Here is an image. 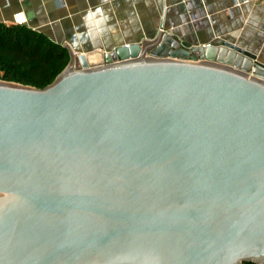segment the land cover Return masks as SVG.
Masks as SVG:
<instances>
[{"label":"water","instance_id":"1","mask_svg":"<svg viewBox=\"0 0 264 264\" xmlns=\"http://www.w3.org/2000/svg\"><path fill=\"white\" fill-rule=\"evenodd\" d=\"M69 53L42 88L0 80V264H264L255 54L163 29Z\"/></svg>","mask_w":264,"mask_h":264},{"label":"crops","instance_id":"2","mask_svg":"<svg viewBox=\"0 0 264 264\" xmlns=\"http://www.w3.org/2000/svg\"><path fill=\"white\" fill-rule=\"evenodd\" d=\"M0 24L40 33L69 55L152 41L163 29L192 45L230 42L264 64V0H0Z\"/></svg>","mask_w":264,"mask_h":264},{"label":"trees","instance_id":"3","mask_svg":"<svg viewBox=\"0 0 264 264\" xmlns=\"http://www.w3.org/2000/svg\"><path fill=\"white\" fill-rule=\"evenodd\" d=\"M67 62L66 49L42 34L24 26L0 24L1 79L42 88L54 80ZM39 65L45 67L43 73L39 72Z\"/></svg>","mask_w":264,"mask_h":264},{"label":"rangeland","instance_id":"4","mask_svg":"<svg viewBox=\"0 0 264 264\" xmlns=\"http://www.w3.org/2000/svg\"><path fill=\"white\" fill-rule=\"evenodd\" d=\"M72 58H73V57H72ZM70 63H71V57H70V55L68 54V62H67V64H66V66L63 67V69H62L60 72H58V73L56 74V77H57V75H59V74H60V73H61V72H62V71H63V70H64V69L70 64ZM49 66H51V63H49ZM38 68H39V72H40V73H43V68H45V67L39 65ZM9 74H11V76H12L13 73L10 72ZM41 75H42V74H41ZM1 76H2V73H0V80H3V79H1ZM56 77H55V78H56ZM55 78H54V79H55ZM25 80H27V79H25ZM4 81H8V80H4ZM10 82H14V81H10ZM25 82H27V81H25ZM16 83H19V82H16ZM24 85H25V84H24ZM30 86H31V85H30Z\"/></svg>","mask_w":264,"mask_h":264},{"label":"built area","instance_id":"5","mask_svg":"<svg viewBox=\"0 0 264 264\" xmlns=\"http://www.w3.org/2000/svg\"><path fill=\"white\" fill-rule=\"evenodd\" d=\"M249 0H232L234 7H240L243 4H246ZM77 54L72 53V57L74 58Z\"/></svg>","mask_w":264,"mask_h":264}]
</instances>
